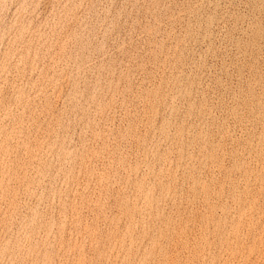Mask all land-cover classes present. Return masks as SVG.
Wrapping results in <instances>:
<instances>
[{
  "label": "rangeland",
  "instance_id": "1",
  "mask_svg": "<svg viewBox=\"0 0 264 264\" xmlns=\"http://www.w3.org/2000/svg\"><path fill=\"white\" fill-rule=\"evenodd\" d=\"M0 264H264V0H0Z\"/></svg>",
  "mask_w": 264,
  "mask_h": 264
}]
</instances>
